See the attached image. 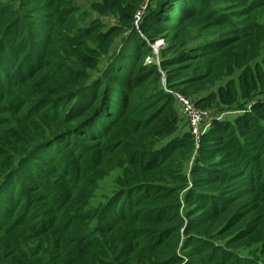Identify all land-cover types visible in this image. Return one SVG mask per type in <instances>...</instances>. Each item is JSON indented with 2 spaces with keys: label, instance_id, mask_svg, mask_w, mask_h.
I'll list each match as a JSON object with an SVG mask.
<instances>
[{
  "label": "trees",
  "instance_id": "1",
  "mask_svg": "<svg viewBox=\"0 0 264 264\" xmlns=\"http://www.w3.org/2000/svg\"><path fill=\"white\" fill-rule=\"evenodd\" d=\"M143 2L0 0V264H264V0Z\"/></svg>",
  "mask_w": 264,
  "mask_h": 264
},
{
  "label": "rangeland",
  "instance_id": "2",
  "mask_svg": "<svg viewBox=\"0 0 264 264\" xmlns=\"http://www.w3.org/2000/svg\"><path fill=\"white\" fill-rule=\"evenodd\" d=\"M149 2H150V0H144V2H143V10L147 8ZM83 7H84V5H83ZM85 9L89 11V7H88L87 4L85 5ZM92 16L94 17V15H92ZM140 16H141V13L138 14V18H140ZM262 23H264V16L262 17ZM163 44H164L163 41H158L155 45L152 46V48L154 49V54H155L156 61L159 59V52H160L161 47L163 46ZM149 62H150V60H149ZM164 81L162 82V85H163V88H165V90H166V83ZM177 95H180V94H176V98H177ZM214 108H225V107H214ZM176 110H177V112L179 113L180 116H181V114H183L185 116V113H184V110L185 109H183V107L181 105L180 106L178 105V107L176 105ZM238 115H239V112H236L233 109H213L210 112L209 120H205V123H206V126H207V124H209L213 119L219 118L221 120H223V119L230 120V119H235V117L238 116ZM195 136L197 138L199 137V135H195ZM113 188H114V178L113 177H110V178L106 179L103 182V184L100 187V190L102 192H105L106 193L107 192V189L108 190H112ZM96 196H98V195L96 194Z\"/></svg>",
  "mask_w": 264,
  "mask_h": 264
},
{
  "label": "built area",
  "instance_id": "3",
  "mask_svg": "<svg viewBox=\"0 0 264 264\" xmlns=\"http://www.w3.org/2000/svg\"><path fill=\"white\" fill-rule=\"evenodd\" d=\"M177 98L185 109L184 113L191 124L192 133L200 136L205 120H209L210 112L198 110L189 100L180 95H177Z\"/></svg>",
  "mask_w": 264,
  "mask_h": 264
}]
</instances>
